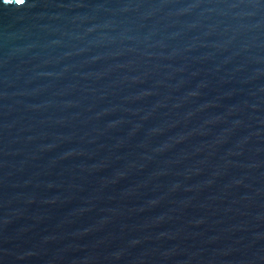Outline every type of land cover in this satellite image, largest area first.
Instances as JSON below:
<instances>
[{"label":"water","instance_id":"obj_1","mask_svg":"<svg viewBox=\"0 0 264 264\" xmlns=\"http://www.w3.org/2000/svg\"><path fill=\"white\" fill-rule=\"evenodd\" d=\"M0 264H264V0H0Z\"/></svg>","mask_w":264,"mask_h":264}]
</instances>
